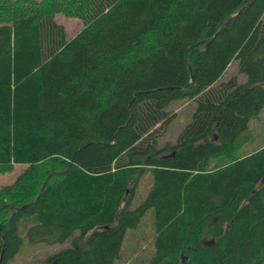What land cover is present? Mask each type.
Returning <instances> with one entry per match:
<instances>
[{
  "label": "trees",
  "instance_id": "trees-1",
  "mask_svg": "<svg viewBox=\"0 0 264 264\" xmlns=\"http://www.w3.org/2000/svg\"><path fill=\"white\" fill-rule=\"evenodd\" d=\"M59 13L83 22L71 38ZM232 61L242 85L220 80ZM263 107L264 0H0V167L54 164L1 189L0 264L25 244L61 246L30 264H115L146 216L141 264H264V146L207 169Z\"/></svg>",
  "mask_w": 264,
  "mask_h": 264
},
{
  "label": "rangeland",
  "instance_id": "rangeland-1",
  "mask_svg": "<svg viewBox=\"0 0 264 264\" xmlns=\"http://www.w3.org/2000/svg\"><path fill=\"white\" fill-rule=\"evenodd\" d=\"M54 21L57 24L63 26V29L66 33V36L72 37L74 34L83 26V22H81L78 18L63 15L59 13L54 16ZM230 78H234L235 81L239 84L245 83V76L241 74L239 68H237V61H232L226 72L222 74L220 78L221 81H228ZM196 102L195 100H182L178 102H173L169 105L168 109L171 114V121L166 129H163L158 135L157 148L167 149L168 147L174 144L176 141L179 132L184 128L188 123H190V119L192 114L194 113ZM264 146V107L257 114V116L250 119L247 138L245 144L240 145L235 152L227 153V155L220 157H213L207 160V169L208 170H216L220 168V166H224L229 162H233L236 159L244 158L246 155L257 152L258 149ZM53 162H47L44 167H36L34 168L32 165H20V164H12L10 168L0 167V191L2 188L7 186H12L18 177L24 172L25 169L29 168L36 174V178L34 181L28 182L26 189L34 185L40 179V174H42L45 170L51 168L53 166ZM33 173V175H34ZM150 177L143 176L141 180H139L137 186L134 188L135 190V199L134 206L138 203V200H141L150 186ZM6 202H10L8 198H1ZM150 216H146L144 220H142L139 224V227L135 231H131L129 234H126L124 238V245L122 247L120 256V260L115 264H141V262H145L152 254L151 247L153 244L152 238L154 234V229L150 225ZM205 241V245L203 247L208 248V244L212 239L208 237H202ZM61 246L60 245H35L30 246L25 244L19 256L15 258V260L11 264H30L32 262L43 259L49 254L56 252ZM181 261V260H180ZM183 262V260H182ZM179 263V262H178ZM182 264V263H181Z\"/></svg>",
  "mask_w": 264,
  "mask_h": 264
},
{
  "label": "water",
  "instance_id": "water-1",
  "mask_svg": "<svg viewBox=\"0 0 264 264\" xmlns=\"http://www.w3.org/2000/svg\"><path fill=\"white\" fill-rule=\"evenodd\" d=\"M213 243V241H210V243L207 245L208 247L210 246V244H212Z\"/></svg>",
  "mask_w": 264,
  "mask_h": 264
}]
</instances>
